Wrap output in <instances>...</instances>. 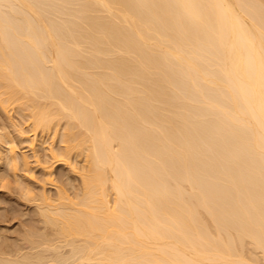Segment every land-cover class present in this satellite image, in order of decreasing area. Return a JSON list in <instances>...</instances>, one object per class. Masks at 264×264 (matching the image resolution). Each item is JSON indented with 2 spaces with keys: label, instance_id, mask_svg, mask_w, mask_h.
<instances>
[{
  "label": "bare ground",
  "instance_id": "bare-ground-1",
  "mask_svg": "<svg viewBox=\"0 0 264 264\" xmlns=\"http://www.w3.org/2000/svg\"><path fill=\"white\" fill-rule=\"evenodd\" d=\"M12 129L82 164L1 264H264V0H0Z\"/></svg>",
  "mask_w": 264,
  "mask_h": 264
},
{
  "label": "rangeland",
  "instance_id": "rangeland-1",
  "mask_svg": "<svg viewBox=\"0 0 264 264\" xmlns=\"http://www.w3.org/2000/svg\"><path fill=\"white\" fill-rule=\"evenodd\" d=\"M9 114H10L11 121L14 120L16 123L17 120H19L18 117H20V115L16 109L9 111ZM16 124H20V126L22 127L21 121H18V123ZM26 127H27L26 123L23 124V128L28 129ZM13 133H16V131H13L12 129L10 134L12 135L14 139L17 137V139H15L16 141L14 142V144L16 143L15 144L16 145L15 147L17 150L16 152L20 156H22L23 154L28 155V157L26 155L25 157L28 159L29 163H27L26 165L28 166H26L22 163V160H21L19 163L17 162L18 163L16 165L17 168L16 167L12 168V166L9 165V163L7 165L5 164L6 163L5 161L3 163V160L0 159V176H1L0 177V256H2L5 253L7 254L10 253V255H12L14 252H11V251H15L17 248H18L17 249L18 252L22 251L21 249H23V251L26 252V249L28 248V247L26 248V246L30 245V244L27 245V243L30 242L29 239H28L29 241L27 240L28 242L26 241L28 237L27 234L29 236L32 235V238H33V236H35L34 233H36L37 231H45V234H43L42 232L41 234L46 236V234L48 235V233L53 230V228L51 227L50 229H48L49 230L48 231L47 230L48 227L46 225L45 226L47 228L44 227V224L41 223V219H39V216H38L39 214H37L38 211H36L37 209L35 206V202H32L31 200L33 197L30 196L32 198H29V195H31V193L33 195L34 194L33 192H35V195H36L37 193H41L44 189L43 192L47 193L48 195L50 194L49 195L50 198L52 197L55 198L56 196L54 195V193L56 191V187L59 188V186L60 187L62 186L64 190L66 188L65 191H67L69 195L74 196L72 194L75 191L77 192L78 190H75V189L79 188L78 186H80L79 174L77 173V171L75 172L74 169H73L74 171L72 170V167L74 168V166H72V163L73 165H77L76 166L77 168L80 167L82 164V162L79 161L80 158L78 156L73 155L70 159V162L71 161L73 162L69 163V165H67L68 163L66 164L65 162H62V161L61 162L54 161L53 165L51 163L52 167L50 166L48 168L51 171L49 172L48 170H46L47 172H49L47 173L46 171H44L45 169L43 170V165L45 167V165H47V163L45 162L49 163L51 159L46 153L47 151L44 148L46 147V145H49V143H51L52 138L49 139L46 135L45 137L41 135H39V137L37 136L35 140L36 150L35 149L31 150L29 146L30 144H28L30 143L29 142L30 138H32V137H29V136H32L30 132L27 133V136L28 135L29 136L28 137L26 136L25 138L23 137L19 138L20 136L18 137L17 134H13ZM52 142H53L55 149L56 148L59 149L60 146H62L57 136L54 137V140ZM3 146H4L3 149L7 147L6 144ZM34 152L36 153V157L38 158L39 162L36 161L37 159L36 160L34 159L35 158ZM21 163L23 165H21ZM46 174H48L50 177H46L47 176ZM46 178H48L47 181H46ZM25 183L28 184L27 186H29V188L31 189V192L28 190ZM23 184H25L26 187ZM38 188H40V192L38 191ZM30 229H33L35 231L37 230V231L33 232L32 230L30 231ZM49 236H46V237H49ZM29 250L30 248L27 249V251ZM3 251L4 253L1 255ZM60 251H62V249H60ZM15 253L17 252L15 251ZM15 253L13 256H15ZM5 256L7 255H4V257Z\"/></svg>",
  "mask_w": 264,
  "mask_h": 264
}]
</instances>
